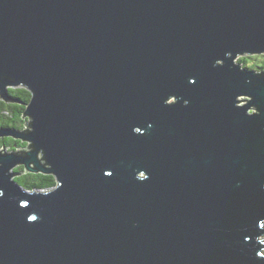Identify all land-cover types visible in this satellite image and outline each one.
Here are the masks:
<instances>
[{"label": "water", "instance_id": "water-1", "mask_svg": "<svg viewBox=\"0 0 264 264\" xmlns=\"http://www.w3.org/2000/svg\"><path fill=\"white\" fill-rule=\"evenodd\" d=\"M264 0H0V264H264ZM22 165L51 174L27 189Z\"/></svg>", "mask_w": 264, "mask_h": 264}, {"label": "trees", "instance_id": "trees-1", "mask_svg": "<svg viewBox=\"0 0 264 264\" xmlns=\"http://www.w3.org/2000/svg\"><path fill=\"white\" fill-rule=\"evenodd\" d=\"M262 65L260 69H264V54ZM245 58L242 57L239 59V63L245 67ZM259 69V68H258ZM8 93L11 98L21 101V103L16 102H6L0 97V128H16L24 129L27 126V118L23 116L25 109V103L29 101L30 93L24 87H9ZM7 137L0 138V147H8L11 150L22 149L27 146V143L20 139H10L7 141ZM16 173L14 179L23 187L27 189L33 188H50L53 187L56 182L54 177L51 174H44L41 172L32 173L24 170L22 165H18L13 169Z\"/></svg>", "mask_w": 264, "mask_h": 264}, {"label": "rangeland", "instance_id": "rangeland-1", "mask_svg": "<svg viewBox=\"0 0 264 264\" xmlns=\"http://www.w3.org/2000/svg\"><path fill=\"white\" fill-rule=\"evenodd\" d=\"M260 55L261 54L241 55L242 57H246L245 67L249 69H258V68L260 69V65H262V62H263V56H260ZM241 56H238L235 61L239 63L240 61L239 59L241 58ZM0 138H3V137H0ZM7 141L9 142L10 140L7 139ZM2 148L3 147H0V150ZM4 149L5 151H11V149H9L8 147H4ZM262 239L264 240V234L262 236Z\"/></svg>", "mask_w": 264, "mask_h": 264}, {"label": "flooded vegetation", "instance_id": "flooded-vegetation-1", "mask_svg": "<svg viewBox=\"0 0 264 264\" xmlns=\"http://www.w3.org/2000/svg\"><path fill=\"white\" fill-rule=\"evenodd\" d=\"M255 70L259 71V70H261V69H255ZM4 138H5V137H4ZM7 138H8V140H10L9 138L13 139V138L10 137V136H8Z\"/></svg>", "mask_w": 264, "mask_h": 264}, {"label": "clouds", "instance_id": "clouds-1", "mask_svg": "<svg viewBox=\"0 0 264 264\" xmlns=\"http://www.w3.org/2000/svg\"><path fill=\"white\" fill-rule=\"evenodd\" d=\"M4 138V137H3ZM13 138V137H12ZM14 139H16V138H14Z\"/></svg>", "mask_w": 264, "mask_h": 264}]
</instances>
